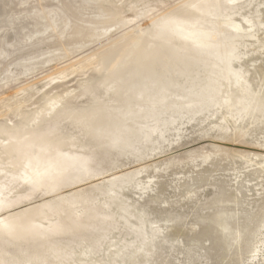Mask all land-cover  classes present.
Segmentation results:
<instances>
[{
    "label": "rangeland",
    "instance_id": "374dc122",
    "mask_svg": "<svg viewBox=\"0 0 264 264\" xmlns=\"http://www.w3.org/2000/svg\"><path fill=\"white\" fill-rule=\"evenodd\" d=\"M0 264H264V0H0Z\"/></svg>",
    "mask_w": 264,
    "mask_h": 264
},
{
    "label": "bare ground",
    "instance_id": "6f19581e",
    "mask_svg": "<svg viewBox=\"0 0 264 264\" xmlns=\"http://www.w3.org/2000/svg\"><path fill=\"white\" fill-rule=\"evenodd\" d=\"M54 105V104H53Z\"/></svg>",
    "mask_w": 264,
    "mask_h": 264
}]
</instances>
